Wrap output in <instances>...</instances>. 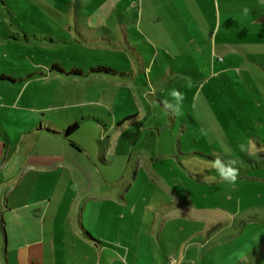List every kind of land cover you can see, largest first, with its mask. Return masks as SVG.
<instances>
[{"label": "rangeland", "instance_id": "1", "mask_svg": "<svg viewBox=\"0 0 264 264\" xmlns=\"http://www.w3.org/2000/svg\"><path fill=\"white\" fill-rule=\"evenodd\" d=\"M136 1L140 2L5 0L19 17L12 20L4 9L0 31L5 28L18 34L21 41L0 38V75L22 79L23 84L30 73L41 72L43 77L34 76L24 87L0 82L3 107L11 113L0 118V147L8 142L4 134L12 147L24 146L29 141L26 134L34 130L31 126L33 122L38 125V119L42 123L53 120L63 130L77 124L70 140L79 153L65 146L51 149L63 150L68 166L77 172L60 180V186L68 187L67 193L59 196L60 188H56L52 199L53 203L62 202L64 213L68 207L77 211L99 201L103 205L100 225L108 219H120L117 215L133 227L143 216L146 219L145 199L150 198L151 205L164 200L152 176L156 173L165 183H173V192L195 204L228 209L263 204L264 159L257 153L264 148L258 149L256 142H264V30L246 23L251 18L238 15L235 20L240 22L235 25L227 15L221 19L215 45L212 27L217 21L211 11L204 10L196 20L184 17L182 23L174 18V6L160 0L157 11L143 7L141 19L140 13L136 18V11L128 7ZM219 1L252 7L253 17L264 12V0ZM184 27L202 35L187 36ZM189 39L194 43L188 44ZM201 41L208 43L197 46ZM165 46L173 48L170 54L177 56L173 61L166 56ZM194 50L210 76L203 73L200 79L184 73L189 68L184 61ZM191 59V65L204 72ZM36 63L42 65L36 69ZM52 65L59 68V74L46 76L44 66ZM99 65L120 74H91V68ZM176 68L181 73L173 75ZM173 89L194 95L189 105L182 101L181 118L165 108V102L176 103L170 95ZM177 142L180 154L173 149ZM196 145L217 155H193ZM25 155L23 150L16 155L13 150L3 153L4 157ZM215 156L224 162L236 161L234 166L241 169L243 177L234 184L221 179L211 164ZM121 196L127 201L125 209L116 206ZM110 208L116 212L108 218ZM73 213L69 216L72 221Z\"/></svg>", "mask_w": 264, "mask_h": 264}, {"label": "crops", "instance_id": "2", "mask_svg": "<svg viewBox=\"0 0 264 264\" xmlns=\"http://www.w3.org/2000/svg\"><path fill=\"white\" fill-rule=\"evenodd\" d=\"M161 1L140 0L131 2L128 7L134 13L136 11V18L140 13L142 19L143 7L157 11L160 9L158 3ZM168 1L176 10L174 18L182 23L184 17L196 20L202 17L200 13L204 10L211 11L217 21L212 27L214 44L219 34L221 19L227 15H231L230 19L235 25H239L240 22L238 19L235 20V16L238 15L240 18H251L246 23L264 30V12L258 10L260 15L253 17L252 10L255 9L243 4L234 6L220 3L219 0ZM0 5H2L0 19L4 9L12 20L18 19L19 15L5 5V0H0ZM113 11L116 14L115 9ZM160 15V18H165L164 15ZM0 24L4 23L0 21ZM184 28L183 32L187 36L194 33L202 35L201 31L190 28L189 32L188 28ZM1 29L3 30L0 31V38L3 41H21L18 34L8 33L5 28ZM12 36L17 39H12ZM23 40H27L26 36ZM34 41L40 42V39L34 37ZM191 43L194 41L189 39L188 44ZM203 43L208 42L201 41L197 46ZM165 48L166 56L173 61L177 57L170 54L174 53L173 48L167 46ZM194 51H191L190 56L187 55L184 61L189 67L184 73L200 79L204 74L206 77L210 76L208 71L207 73L205 71L208 67L205 65L203 67L202 58L196 50ZM191 58L201 70L204 69V72H199L191 65ZM37 65L39 67L42 64H34L35 67ZM212 66L213 69L216 66L214 58ZM144 69L142 73L148 75ZM176 73L181 72L176 68L173 75ZM2 75L3 73L0 76ZM21 80H13L14 82H8L7 85L23 84L24 81ZM3 81L6 80H0ZM29 81L32 80H26L22 87ZM183 96V102L187 105L194 100V95ZM3 97L0 92V118L11 114L3 107ZM177 117L181 118L183 115L179 112ZM36 121L38 125L35 126L37 122H33L31 128L34 127V130L26 134L25 139L29 141L25 142L24 146L20 143L12 147L8 136L3 133L8 142L7 145L0 147V264H264V203L251 204L246 208L239 205L237 209L206 203L195 204L189 198L173 192L171 190L173 183H165L167 181L157 173L152 176L158 181L159 186H156V189L164 200L151 205V199H145L147 206L143 208V213L147 217L140 218L134 227L130 222L122 221L124 216L119 215L117 217L120 219H108L102 222L101 226L99 218L103 213V205L99 201L85 205L84 209L77 211L68 207L64 213L62 202L56 200L53 203L52 195L56 188H60L59 196L66 194L68 187L66 184L60 186V180L70 179L77 172L68 166L63 150L51 149L52 147L62 149L61 146H65V149L69 148L77 153L79 149L70 140L71 135L68 138L64 136L63 126L53 120L43 123L39 119ZM189 121L193 122L191 119ZM183 132L182 128L181 133ZM174 145L173 149L180 154L182 150L179 142ZM39 147H42V150L37 152ZM11 150L15 155L23 150L26 155L20 158L3 156L4 152L8 154ZM193 153L202 157L217 155V152L199 145H196ZM189 155L187 153V156ZM143 176L146 178L145 173ZM239 177L237 176V179ZM175 188H178V183L175 184ZM97 191L91 190L92 193ZM120 199L116 206L125 209L126 198L121 196ZM72 211L75 214L73 221L69 218ZM115 212V208H110L106 214L110 218ZM244 213L249 214L244 218L242 216ZM99 228L102 229L101 232L98 231Z\"/></svg>", "mask_w": 264, "mask_h": 264}, {"label": "clouds", "instance_id": "3", "mask_svg": "<svg viewBox=\"0 0 264 264\" xmlns=\"http://www.w3.org/2000/svg\"><path fill=\"white\" fill-rule=\"evenodd\" d=\"M244 11L247 12V9H245ZM170 95L176 101V103L170 104L168 102H165V108L170 109L173 113L178 115L184 96L181 92L176 89H173ZM211 164L212 167L217 170L221 179L233 184L236 182L237 176L239 174V170L234 166L236 164V161L229 160L227 162H224L220 159L219 156H215L214 159L211 161Z\"/></svg>", "mask_w": 264, "mask_h": 264}, {"label": "trees", "instance_id": "4", "mask_svg": "<svg viewBox=\"0 0 264 264\" xmlns=\"http://www.w3.org/2000/svg\"><path fill=\"white\" fill-rule=\"evenodd\" d=\"M10 38V37H8ZM12 39L16 40L17 37H11ZM25 38V37H24ZM47 68V73H46V76H49V75H52V74H59L60 70L59 68L56 66V65H52L51 67H46ZM90 73L91 74H95V75H105V76H115L117 74H120V73H117L116 71H113L111 70L110 68L108 67H105V66H96L94 68H91L90 70ZM40 76V77H43V73H31L29 74L27 77H26V80H29V79H32L34 76ZM45 76V75H44ZM0 80H6L8 82H14L13 80L9 79V78H6L4 77L3 75L0 76ZM23 81V80H21ZM77 130V124H72L70 126H68L65 131H64V136L66 138H68L70 135H72L75 131ZM257 148L258 149H263L264 148V142H263V145H259L257 142ZM258 156L260 157V159H264V151H260L258 150ZM239 170V173H241L242 171L240 169ZM238 176H241V174H238Z\"/></svg>", "mask_w": 264, "mask_h": 264}]
</instances>
